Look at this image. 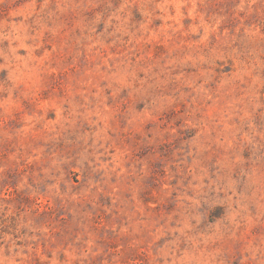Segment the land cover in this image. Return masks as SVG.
I'll list each match as a JSON object with an SVG mask.
<instances>
[{"label":"rangeland","instance_id":"rangeland-1","mask_svg":"<svg viewBox=\"0 0 264 264\" xmlns=\"http://www.w3.org/2000/svg\"><path fill=\"white\" fill-rule=\"evenodd\" d=\"M0 264H264V0H0Z\"/></svg>","mask_w":264,"mask_h":264}]
</instances>
